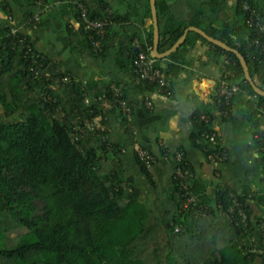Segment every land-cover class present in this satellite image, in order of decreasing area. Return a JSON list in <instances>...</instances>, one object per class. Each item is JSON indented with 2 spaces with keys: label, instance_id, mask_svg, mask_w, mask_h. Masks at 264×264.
Masks as SVG:
<instances>
[{
  "label": "trees",
  "instance_id": "16d2710c",
  "mask_svg": "<svg viewBox=\"0 0 264 264\" xmlns=\"http://www.w3.org/2000/svg\"><path fill=\"white\" fill-rule=\"evenodd\" d=\"M78 4L90 18L107 20L103 37H91L83 30ZM176 5L183 6L181 14L174 11ZM16 7L20 21H14ZM155 7L158 52L167 50L186 27H198L237 49L251 78L264 90V0H155ZM0 13V264H254L257 257L264 264L263 254L244 249L249 236L259 240L257 225L264 221L252 217L249 199L256 198L264 208V195L258 197L249 189L237 193L226 184L208 193L179 149L181 158L175 161L168 189L156 190V215L149 224L147 205L134 177L126 174L118 157L105 160L107 154L119 152L109 143L107 128L117 120L128 123L113 103L110 85L118 88L119 98L132 109L154 91L147 81L136 83L131 65L134 39L144 43L149 54L153 45L152 25L148 30L144 27V18L150 17L149 0H0ZM72 19L79 23L76 30ZM13 26L21 28L11 34ZM28 28L65 32L74 40L72 49L94 60L106 61L112 55L116 69L125 76L109 78L93 93L95 98L105 94L111 108L104 110L101 102L93 100L86 103L90 88L40 52ZM197 40L220 59V80L239 86L229 109L240 91L249 95L243 99V123L237 126L251 125L253 149L264 176V129L260 127L264 97L245 80L237 57L190 31L174 52L155 58V66L170 82L183 70V54ZM93 41H99L100 50L94 49ZM64 76L71 81L61 82ZM213 103L219 117L235 127L232 112L223 116L222 107ZM201 116L193 117L196 133L190 138L206 157L211 150L206 135L213 131L214 116L211 111ZM136 162L156 186L152 170L157 162L149 168L138 156ZM177 167L191 172L183 180L196 196L194 209L181 206L182 190L174 179ZM236 202L246 212L243 221L235 213ZM200 205L206 208L204 216L195 215ZM230 206L233 214L228 212ZM18 228L25 231L8 235Z\"/></svg>",
  "mask_w": 264,
  "mask_h": 264
},
{
  "label": "crops",
  "instance_id": "0c3cea01",
  "mask_svg": "<svg viewBox=\"0 0 264 264\" xmlns=\"http://www.w3.org/2000/svg\"><path fill=\"white\" fill-rule=\"evenodd\" d=\"M174 11L181 14L183 6L176 5ZM0 18H3L1 13ZM20 19V10L16 7L14 21ZM71 24L75 30L79 26L74 19L71 20ZM149 25L150 18H144L146 30ZM25 30L40 52L58 61L62 70L68 71L83 86L90 88L89 94H86L90 101H95L93 93L101 89L109 78L122 80L125 76L116 69L114 59L110 58L112 55L106 57V61L94 60L89 55H82L72 49L74 40L65 32L50 33L43 28ZM111 44L114 45L115 40ZM54 46H58L57 50ZM183 56L185 58L181 65L183 70L177 77L168 81L170 96L151 94L150 110L145 108L142 102L138 103L132 109L127 124L119 123L117 120L106 130L109 143L115 144L119 152L117 156L107 154L105 160L110 161L113 156L115 159H121L126 174L134 177L135 186L140 190V198L147 205L149 224L154 222L156 215L154 206L156 190L158 188L164 192L166 188L168 189L176 161L175 152L179 149L184 152L194 176L203 182L208 193L214 192L218 184H226L237 193L249 189L253 195L258 197L264 195V176L258 164V153L253 149L252 127L237 126L243 123V99H247L249 95L240 91L234 98L230 111L236 126L234 127L232 122L223 121L213 103L222 70L220 59L216 58L214 51L207 44L199 40L184 52ZM163 64L164 62H161V65ZM112 87L117 88L114 84L110 85V89ZM110 108L103 106L104 110ZM207 111L212 112L214 116L212 128L219 133L220 140L227 150V157L222 162L208 161L203 149L190 138L192 133H196L193 117L196 113L203 116ZM98 120L99 117L96 118V121ZM260 127L264 129V123ZM161 142L166 147L164 154L161 153ZM137 149H145L155 155V161L152 163H157L153 166L152 177L158 180L156 186L140 171L136 162ZM249 204L252 217L264 218V208L257 203L256 198L249 199ZM215 235L216 238H220V233L216 232ZM261 263L260 257L254 260V264Z\"/></svg>",
  "mask_w": 264,
  "mask_h": 264
},
{
  "label": "built area",
  "instance_id": "2783aa9c",
  "mask_svg": "<svg viewBox=\"0 0 264 264\" xmlns=\"http://www.w3.org/2000/svg\"><path fill=\"white\" fill-rule=\"evenodd\" d=\"M79 5V20L80 24L82 25V28L85 32L95 34L99 38L103 37L104 34V28L107 25V20L100 19V18H90L87 13V9L83 7L81 4ZM37 15L34 16V19H37ZM8 19H10V16H8ZM79 24V23H78ZM21 26H13L10 30L11 34H15ZM25 38L23 37V40ZM256 45H259L258 41H255ZM132 45L135 49L133 59H132V69L135 74V81L136 83H139L140 81H147L148 83L154 85V91L151 94H158V95H165L170 96L171 91L168 88V82L165 78V75L159 69L157 66H155V58L150 56L148 49L144 47V43L141 44L137 39H134L132 41ZM93 46L95 50H100L99 47V41H93ZM261 48H264V44H261ZM225 62H228V59H225ZM71 79L69 76H64L61 79V82H70ZM54 88V86H52ZM57 87V85H56ZM112 95H113V103H116L120 107L121 114L126 117L127 119L131 117L132 115V108L128 104L126 100L120 99L118 94L119 91L117 88L112 87L111 88ZM239 91V86L237 84H229L225 80H220L219 84L217 86L215 95H214V101L218 103L221 108V113L223 116L227 115L229 112V103L231 98ZM84 101L86 103L90 102V99L85 97ZM95 101L101 102L102 106L111 107V103L109 102V98L103 94L101 96H98L95 98ZM143 105L147 109L152 108V100L150 98V95H147L143 99ZM202 118H205L206 116H201ZM89 128L94 129V126L92 124H86ZM77 129V127H76ZM207 141L211 146V150L207 153L206 158L210 162H222L227 157V150L224 146V144L220 140L219 133L213 129L212 132L208 133L207 135ZM76 137V135H75ZM162 154L166 153V147L163 142L160 143ZM136 155L138 158L142 161H144L147 168H149L150 164L155 161V155L151 154L149 151L145 149H137ZM181 158L180 152H175V159L176 161H179ZM188 175L191 176V172L188 168L182 170L181 168L177 167L174 175V179H177L179 182V188L182 190V203L181 206L183 209H194L197 205L196 203V196L192 194L186 182L183 180V176ZM235 206H237V210L235 213L237 214L238 218H240L242 221L246 218V212L243 208L240 207V205L236 202ZM196 216H204L206 208L205 206L200 205L197 209ZM228 212L233 214V207L230 206L228 208ZM258 231H259V240L255 238V236H249L247 243L245 245V251L249 253L254 254H264V221L260 220L259 224L257 225ZM177 230V228H176Z\"/></svg>",
  "mask_w": 264,
  "mask_h": 264
},
{
  "label": "water",
  "instance_id": "95a60500",
  "mask_svg": "<svg viewBox=\"0 0 264 264\" xmlns=\"http://www.w3.org/2000/svg\"><path fill=\"white\" fill-rule=\"evenodd\" d=\"M149 4H150V17L149 18L151 20L152 35H153V45L150 50V56L156 59H162V58L167 57L169 54L174 52L184 42L185 37L188 32L190 31L196 32L200 36H202L204 39H206L208 42L216 46H219L225 51L233 53L237 57L240 63L245 80L249 83V85L251 86V88L257 95L264 97V90L261 89L259 86H257L254 80L251 78L246 60L242 56V54L237 49L230 47L226 43L207 35L202 29L198 27H195V26L186 27L183 33L180 35V37L167 50L163 52H158L159 27H158V18H157L156 7H155V0H149Z\"/></svg>",
  "mask_w": 264,
  "mask_h": 264
},
{
  "label": "rangeland",
  "instance_id": "374dc122",
  "mask_svg": "<svg viewBox=\"0 0 264 264\" xmlns=\"http://www.w3.org/2000/svg\"><path fill=\"white\" fill-rule=\"evenodd\" d=\"M57 47L58 46H54V48L57 50ZM25 229L24 228H18V229H15V230H12L8 233V235H15V234H20L22 232H24Z\"/></svg>",
  "mask_w": 264,
  "mask_h": 264
}]
</instances>
